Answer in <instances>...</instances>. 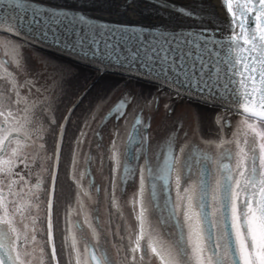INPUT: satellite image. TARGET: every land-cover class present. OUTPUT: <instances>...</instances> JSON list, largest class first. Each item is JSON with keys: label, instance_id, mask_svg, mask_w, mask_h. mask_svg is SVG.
Here are the masks:
<instances>
[{"label": "flooded vegetation", "instance_id": "af4514ba", "mask_svg": "<svg viewBox=\"0 0 264 264\" xmlns=\"http://www.w3.org/2000/svg\"><path fill=\"white\" fill-rule=\"evenodd\" d=\"M0 36L11 39V47L24 54L17 66L2 55L0 62L20 85L12 83L14 91L22 94L20 90H25L27 95L0 112V247L5 253L0 264L7 254L12 264H34L36 259L52 264L47 217L53 154L62 118L82 89L67 85L65 74L73 63ZM31 52L47 57L50 67L44 76L37 73ZM100 75L114 81L106 111L100 116L89 112L101 99L94 95L92 104L84 106L86 93L70 112L61 138L50 200L56 259L61 250L63 255L68 251V199H72L68 196L69 158L73 168L80 165L83 187L88 192L84 203L75 209L73 226L83 240L89 264V247L102 264H116L123 246V253L129 250L125 262L133 263V254L121 238L117 242L122 241L121 251L117 250L119 245L114 246L117 260L111 256V244L118 239L113 196L124 199L131 190L139 192L140 202L150 203L149 227L158 235V243L151 244L156 264H235L229 254L230 244L236 250V264H264L260 219V206L264 207V121L180 97L152 83L106 72ZM180 108L192 116L191 123L183 125L178 119ZM70 182L77 190V184L72 179ZM202 189L207 190L214 252L200 229ZM224 204L230 206L229 230L221 214ZM186 207L192 219L197 214L196 240L187 233ZM143 212L137 232L144 236L146 206ZM255 227L258 232L253 234ZM88 229L95 232L94 240L89 239ZM34 244L38 245L36 250ZM141 252L144 256L136 259L151 263L145 243Z\"/></svg>", "mask_w": 264, "mask_h": 264}, {"label": "water", "instance_id": "95a60500", "mask_svg": "<svg viewBox=\"0 0 264 264\" xmlns=\"http://www.w3.org/2000/svg\"><path fill=\"white\" fill-rule=\"evenodd\" d=\"M134 1L171 12L181 21L141 25L106 20L89 12L93 0H0V33L99 74L152 83L180 97L264 121V0H219L225 15L219 24L206 22L192 7L169 0H120L124 5ZM91 85L69 105L57 132L47 217L52 264L58 263L50 200L61 138L70 112ZM206 191L199 190L198 216L202 236L214 252ZM221 214L229 230L228 204L221 205ZM260 217L264 228L262 206ZM3 250L0 247V259ZM229 254L236 264L233 244ZM87 255L91 264H102L92 247ZM4 257L3 264H12L8 254Z\"/></svg>", "mask_w": 264, "mask_h": 264}, {"label": "rangeland", "instance_id": "374dc122", "mask_svg": "<svg viewBox=\"0 0 264 264\" xmlns=\"http://www.w3.org/2000/svg\"><path fill=\"white\" fill-rule=\"evenodd\" d=\"M11 39L6 38V37H2L0 36V56H4L7 58V60L9 62H11L12 64L16 65L21 61V63L24 60V54L22 55V52H20L19 50L11 47L10 42ZM12 42V41H11ZM12 49H15V51H12ZM17 50V51H16ZM30 54L35 55L34 59L35 60V66H36V71L40 76H44L43 72L49 71L48 68L50 67L49 64L46 62L47 61V57H45L43 54L40 53H36V52H31ZM52 55V54H51ZM63 59V58H61ZM19 60V61H18ZM65 60V59H64ZM68 61V60H66ZM69 63L71 61H68ZM73 63V62H71ZM48 67V68H47ZM3 71V72H2ZM76 71H81L83 72L82 75L81 74H76ZM86 71H88L86 73ZM93 71V72H92ZM6 69H4V66L2 65V63L0 62V112H1V108H4V111H6V105H8V107L11 104H16L19 100H22L23 96H27L25 90H20L22 94H18L14 91L15 87L14 84L11 85L12 83H15L16 87H19L20 85H18L17 81L13 78V76H11V74L6 73ZM67 74V85L68 87L70 86H74L76 88H78V90L83 89L84 87H86V85L89 82H92V85L90 88H92V92H89V90L86 92L87 94H89L83 101V105L87 106L88 104H92V100L91 97L94 96L95 98L101 99L98 104L94 106H92L89 110V112L93 111L94 115L100 116L102 114V112L106 111V108L108 107V105L111 102V95L114 93V88L112 86L114 81H111V77L106 75V76H101L97 71L92 70L88 67L82 66V65H78L76 63H73V65L71 67H68V71H66ZM91 72V74L89 73ZM90 74V75H89ZM8 76H11V78L13 79H9ZM77 84V85H75ZM95 87H94V86ZM8 87V88H7ZM89 88V89H90ZM111 90V92H110ZM85 93V94H86ZM74 94V92H73ZM84 94V95H85ZM83 95V96H84ZM78 96V95H77ZM90 98V99H89ZM81 100V99H80ZM94 107V108H93ZM15 108L13 107V109L11 111H9V113H13V110ZM182 109V108H180ZM182 110H178L177 114H179V120L182 121L183 125H185V123H191V121H193L192 116L191 115H187L186 113H182ZM198 111H200V109H198ZM230 111V110H229ZM103 112V113H104ZM6 113V112H5ZM13 116V115H12ZM1 117V115H0ZM190 127L192 128V124H190ZM108 135V134H107ZM52 153V152H51ZM83 159L81 160L82 163ZM67 174H68V191H69V198L72 199H68L69 203V214H68V239H67V254L63 255V250H61L58 253V263L59 264H89L87 257H86V248L83 247V240H80L79 236H78V232L75 229V227L73 226V220L77 217V212L75 211L76 207H80V205L82 204V202L84 203L83 200H86V196L88 195V192L86 189H84L83 184V176L81 174V170L79 169L80 165H76L73 166V160L69 159L67 160ZM74 181V183L77 184V190L74 189L73 185L71 184V179ZM70 179V180H69ZM76 194V195H75ZM137 194H139L138 191L135 190H131V191H127L126 192V197L124 199H120L118 194L114 195V199H116L115 201V208L117 210L112 209V211H117V214H115V219H114V227L115 229L117 228L118 232L115 234V236L118 239L113 240V244H111V256L113 258V260H117V258L115 259V257H117L116 254H114L113 252L115 251L114 246L115 245H119L117 250L121 251V247L120 245L122 244V241H120V244H118L117 242H119V239L121 238V240H123L125 248H129L133 254V258H132V264H142V261H139L138 259H136L138 256L143 257L144 254L143 252L140 253V251H142V248L144 249V243L147 245V255L146 257L148 258V260L152 259L149 263L148 261H146L147 264H156L155 263V259L153 256H151V244H155L158 241V235L155 234V229L154 228H150L149 227V219L147 218L148 216V207L150 205L149 201L147 200V202L145 200H143L142 202H140L142 200V198L140 196H137ZM75 196V198H73ZM147 199V198H146ZM94 199H92L91 197L88 198L89 203H92L91 201H93ZM87 201V202H88ZM144 206H146V218L144 220L147 219V222H145V226H144V236L140 232L141 230V216L142 214H144L143 210H144ZM124 209L128 212L129 210V215L123 214L122 211H124ZM189 207L185 208V213L184 214V218H185V225L187 228V233L188 236L191 238H194L196 240V233L198 231V225H197V214L195 215V217L192 219L191 217H189L188 215V211H189ZM120 210V211H118ZM117 216H121V219L119 220V218ZM128 216V217H127ZM112 220V217H111ZM140 225V230H138V227ZM149 228V231L147 230ZM89 234L87 233L88 237L90 240H94L93 236L95 235V232H92V229H88ZM138 231V232H137ZM253 234H256L258 232V228H253L252 229ZM158 243V242H157ZM33 249H37L38 245L34 244L32 245ZM129 250H126V252ZM123 252H124V246H123ZM119 255V259L116 262V264H128L125 262L124 260V255H126V252ZM194 253V252H193ZM136 259V260H135ZM29 264H32V262H30ZM34 264H41L40 261L38 259H36L34 261ZM202 264V263H201Z\"/></svg>", "mask_w": 264, "mask_h": 264}, {"label": "bare ground", "instance_id": "6f19581e", "mask_svg": "<svg viewBox=\"0 0 264 264\" xmlns=\"http://www.w3.org/2000/svg\"><path fill=\"white\" fill-rule=\"evenodd\" d=\"M56 1V0H53ZM65 2H83L86 0H58ZM89 4L93 16L102 19L117 21L122 23H134L141 25L149 24H170L174 21H181L171 12L160 10L159 8L145 3L144 1H134L129 5H124L120 0H93ZM177 4L187 5L195 9L206 22L219 24L224 21L225 15L220 6L219 0H169ZM64 2V3H65Z\"/></svg>", "mask_w": 264, "mask_h": 264}]
</instances>
